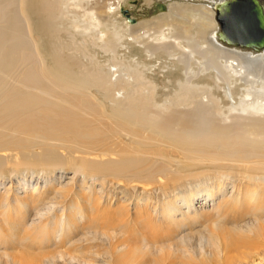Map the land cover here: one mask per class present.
I'll return each mask as SVG.
<instances>
[{
  "label": "bare ground",
  "instance_id": "6f19581e",
  "mask_svg": "<svg viewBox=\"0 0 264 264\" xmlns=\"http://www.w3.org/2000/svg\"><path fill=\"white\" fill-rule=\"evenodd\" d=\"M148 1L160 4L161 12L134 21L120 11L124 0H0V151L22 153L15 161L0 156V170L45 172L68 165L74 175L92 180L102 172L153 181L181 165L159 169L161 156L170 163L172 153L182 152L181 166H192L203 158L193 156L202 150L195 148V136L232 132L219 121L249 119L239 122L249 127L245 132L239 126L243 132L221 144L224 149L232 144L235 156L222 158L264 175V148L245 147L247 140L264 145V132L252 131L255 126L264 131V48L219 39L214 3L222 0ZM216 87L223 89L222 96ZM223 98L227 102L221 105ZM192 136L196 139L187 147ZM35 147L39 152L31 151ZM147 148L161 152L154 158ZM55 194L65 196L60 190ZM194 197L190 191L182 202L190 207ZM37 202L26 199L23 206ZM62 215L52 221L51 240L56 231L65 232ZM260 219L231 230L214 223L209 236L201 232L190 244L180 238L181 247L160 239L149 249L137 244L115 264H163L165 251L189 259L178 255L174 264H264V247L256 250L250 243L264 239ZM147 254L145 261L138 259ZM65 256L75 258L60 250L42 259L6 258L10 264H56L53 259Z\"/></svg>",
  "mask_w": 264,
  "mask_h": 264
},
{
  "label": "rangeland",
  "instance_id": "374dc122",
  "mask_svg": "<svg viewBox=\"0 0 264 264\" xmlns=\"http://www.w3.org/2000/svg\"><path fill=\"white\" fill-rule=\"evenodd\" d=\"M124 1L126 5L120 11L127 18H136L134 21L161 12L160 4H155V1ZM164 9L167 12L166 5ZM260 73H264V68ZM214 91L222 96V88ZM223 99L221 105L227 102ZM240 121H219V125L228 124L232 132L214 130L206 134L208 137L195 136L198 139L195 148L202 150L196 151L193 156L203 158L191 162L192 166H181L186 162L182 152L178 156L172 153L170 163L167 157L161 156L159 169L167 168L169 164H181L170 168L172 171L167 173V180L159 178L153 181H126L123 176L102 172L95 173L96 178L92 180L82 173L74 175L73 168L68 165L47 169L45 172H39L38 168L28 171L24 167L25 171L20 168L12 174L9 173V168L3 167L0 170V264H10L6 258L9 256L16 260L25 257L42 259L58 250L73 254L75 258L65 256L53 259L56 264H115L119 261L118 257H129L127 253H131L133 246L138 247L137 244L143 243L149 249L161 241L181 247L180 238L190 244L201 232L209 236L208 227H213L214 223L225 224L223 228L231 230L254 224L255 217L264 221V175H255L256 171L245 168L244 162L222 158L235 154L232 144H228L229 147L225 149L221 144L230 143L235 134L243 132L238 129L239 126L244 132L249 128L239 125V122H250L249 119ZM253 128L252 131L264 132L260 126ZM192 137L193 139L186 140L187 147L195 141L196 138ZM122 141L124 144L129 143V140ZM245 142L247 149L264 148V145H256L249 140ZM162 147L171 151L168 144H162ZM38 150L40 149L35 147L31 151L35 153ZM8 151L11 153L5 150V155L0 151V156L15 161L16 157L18 159L22 155L18 149ZM160 152L147 148L146 154L157 158L156 154ZM60 153L65 154L62 151ZM213 154L222 159L214 160L216 155ZM156 176L161 174L154 175L153 178ZM57 190L63 191L65 196L54 198ZM190 191L195 197L190 207H187L182 199ZM30 198L38 202L26 208L23 206L24 201ZM42 199L43 202L39 201ZM165 201H168L167 205ZM7 204L17 206V209L10 208V205L7 207ZM60 213H63V218L65 216V232L59 234L56 231L55 238L51 240L50 233L53 231L50 232V226ZM250 243L256 250L264 247V239L251 238ZM85 248L91 249L92 254L83 252ZM178 255L176 251H165L166 260L163 264L180 262L179 259H172L178 258ZM194 256L197 258L198 253ZM149 257L151 255L147 254L138 259L145 261ZM180 257L189 260L185 256Z\"/></svg>",
  "mask_w": 264,
  "mask_h": 264
},
{
  "label": "water",
  "instance_id": "95a60500",
  "mask_svg": "<svg viewBox=\"0 0 264 264\" xmlns=\"http://www.w3.org/2000/svg\"><path fill=\"white\" fill-rule=\"evenodd\" d=\"M214 4L219 39L229 45L264 48L262 0H222Z\"/></svg>",
  "mask_w": 264,
  "mask_h": 264
}]
</instances>
